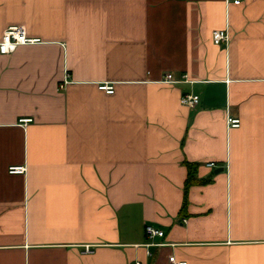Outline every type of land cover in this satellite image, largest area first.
Here are the masks:
<instances>
[{
	"label": "crops",
	"instance_id": "0c3cea01",
	"mask_svg": "<svg viewBox=\"0 0 264 264\" xmlns=\"http://www.w3.org/2000/svg\"><path fill=\"white\" fill-rule=\"evenodd\" d=\"M14 25L0 264H264V0H0Z\"/></svg>",
	"mask_w": 264,
	"mask_h": 264
},
{
	"label": "built area",
	"instance_id": "2783aa9c",
	"mask_svg": "<svg viewBox=\"0 0 264 264\" xmlns=\"http://www.w3.org/2000/svg\"><path fill=\"white\" fill-rule=\"evenodd\" d=\"M243 0H228V2L233 3L235 5H239ZM211 39L213 44L220 45L223 43H227L229 36L226 30H214L211 34ZM39 39L37 38H30L27 36L25 28L20 25H14L7 27L1 36L0 39V55H6L9 53L10 49L15 46L19 45H28V44H35L38 43ZM177 82H187V76L182 75L181 80L177 81L174 80L170 73H166L162 79V83L164 84H173ZM61 87V86H60ZM100 90L105 91L106 94L113 93V87L111 85L102 84L99 86ZM199 102L198 95L188 94L185 93L180 97V103L187 107H195ZM227 127L229 128H238L240 125V121L237 118H230L227 117L226 119ZM213 163H209L208 166H213ZM24 172L23 167H10L8 169V173L10 174H22ZM144 234L146 239L152 241L155 238H161L164 236L162 230L153 227L152 225H145L144 226ZM148 246H152L154 244H147ZM162 244H156L155 246H161ZM92 248L89 245L83 246L82 253L89 254L92 253ZM168 261L171 264H186V262L176 261L173 256L168 258ZM138 264V263H136Z\"/></svg>",
	"mask_w": 264,
	"mask_h": 264
},
{
	"label": "trees",
	"instance_id": "16d2710c",
	"mask_svg": "<svg viewBox=\"0 0 264 264\" xmlns=\"http://www.w3.org/2000/svg\"><path fill=\"white\" fill-rule=\"evenodd\" d=\"M189 168L190 167H192L191 165H188V164H186ZM189 172V177H188V179L186 180V182H185V191H186V189H187V187H188V185L192 182L191 181V177H192V173H191V171L189 170L188 171ZM193 180V179H192ZM204 181H199V183H203ZM183 207H185V205H186V198H184V201H183Z\"/></svg>",
	"mask_w": 264,
	"mask_h": 264
},
{
	"label": "water",
	"instance_id": "95a60500",
	"mask_svg": "<svg viewBox=\"0 0 264 264\" xmlns=\"http://www.w3.org/2000/svg\"><path fill=\"white\" fill-rule=\"evenodd\" d=\"M217 172V171H216Z\"/></svg>",
	"mask_w": 264,
	"mask_h": 264
}]
</instances>
